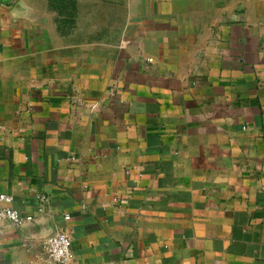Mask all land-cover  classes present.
<instances>
[{"label": "crops", "instance_id": "1", "mask_svg": "<svg viewBox=\"0 0 264 264\" xmlns=\"http://www.w3.org/2000/svg\"><path fill=\"white\" fill-rule=\"evenodd\" d=\"M0 189V264H264V0H0Z\"/></svg>", "mask_w": 264, "mask_h": 264}, {"label": "built area", "instance_id": "2", "mask_svg": "<svg viewBox=\"0 0 264 264\" xmlns=\"http://www.w3.org/2000/svg\"><path fill=\"white\" fill-rule=\"evenodd\" d=\"M41 196V200H45ZM14 195L11 192L0 189V219H8L16 225L34 218L33 214H22L21 211L13 205ZM43 209V205L39 206ZM69 215L67 214L66 217ZM72 238L69 233L63 229L55 230L46 237V254L53 263H68L72 258Z\"/></svg>", "mask_w": 264, "mask_h": 264}]
</instances>
